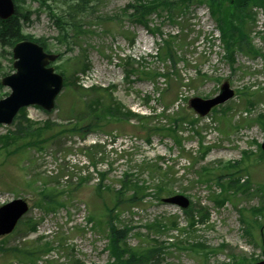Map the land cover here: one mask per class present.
Instances as JSON below:
<instances>
[{
	"label": "rangeland",
	"instance_id": "1",
	"mask_svg": "<svg viewBox=\"0 0 264 264\" xmlns=\"http://www.w3.org/2000/svg\"><path fill=\"white\" fill-rule=\"evenodd\" d=\"M66 1L46 0L53 12L65 16ZM130 1L94 0L93 9L76 16L85 32L70 28V50H67L65 43L55 39L59 28L48 8L39 1L19 0L24 10L32 12L31 21L23 24V32L44 38L51 52L64 53L61 59L51 63L55 69L70 59L56 71H64L76 87H63L52 111L36 105L23 108L10 125L0 124V136L16 132L22 114L32 123L51 121L65 125L88 120V109L83 104L99 96L98 92L94 94L86 89L91 85L108 88L107 92L125 110L146 117V131L139 118L131 116L107 123L103 130L85 136L63 134L43 149L18 147L22 139L6 147L0 143V206L16 198L26 200L29 205L12 233L0 236V245L6 249L49 245L46 250L36 245L42 254L32 261L17 259L9 250L0 249V264L112 263L104 207L112 206L113 196L108 192L96 195L99 173L106 174L103 184L114 189L119 188L124 174L144 180L152 193L154 185L168 181L167 187L174 192L170 195L182 194L192 202L191 212L197 221L192 228L190 217L183 209L154 196L146 198L143 205L120 206L115 225L120 229L130 228L127 246H157L156 240L164 247L147 264H232L240 258L246 259L244 264H252L253 260L264 259V209L254 217L247 211L264 207V155L259 152L264 138V56L261 55L264 16L258 20L256 6H252L253 20H247L245 25L251 45L260 54H252L245 45L233 47L235 61L230 63L217 22L206 3H192L176 22L162 20L167 14L163 10L160 15L150 16L151 26L158 25L162 33L152 35L126 16L116 19L115 15L121 16L120 10ZM169 34L175 37L179 56L175 66L156 54L162 46L161 38ZM83 56L90 65L85 72L78 70ZM142 70L168 71L170 75L146 77ZM14 71L12 47L0 44V79ZM224 82L234 91L233 97L207 115L175 126L173 135H177L180 144L168 130H154L159 126L173 127L170 117H176L179 112L195 117L188 100L213 97ZM9 92L0 83V99ZM107 92H102V96ZM147 128L151 129L149 141ZM98 140L103 143L92 144ZM201 145L209 148L204 157H201ZM241 160L239 171H235L248 188L235 190L234 198L217 206L213 196L221 193V189L214 182L202 180L203 170L207 168L223 175V163ZM155 165L162 170L148 169ZM45 186L62 189L65 203L53 210L38 205L40 190ZM202 207L209 213L205 222H199L204 213ZM242 208L244 215L253 219L249 234L240 220ZM89 216L94 220L90 221ZM170 219H174L177 227H167ZM30 220L36 223L35 231L29 227ZM156 221L166 228L161 231L149 228ZM195 243H203L207 255L188 249Z\"/></svg>",
	"mask_w": 264,
	"mask_h": 264
},
{
	"label": "trees",
	"instance_id": "2",
	"mask_svg": "<svg viewBox=\"0 0 264 264\" xmlns=\"http://www.w3.org/2000/svg\"><path fill=\"white\" fill-rule=\"evenodd\" d=\"M15 3V13L8 19H0V44L2 46L13 47L14 44L23 39L33 40L41 44L44 49L50 51L47 47L46 40L44 38H34L32 35L25 34L23 32V24L31 21V10L23 9V6L19 3V0H13ZM39 1L41 5H44L50 11L51 17L53 18L54 24L59 28V35L55 36V39L58 43H65L67 50H70L69 46V30L70 28H75L79 32H85L82 30V27L79 24V19H76L77 15L84 14L90 9H93L94 0H67L66 4V16L59 15L56 12H53L52 7L46 2V0H34ZM192 3H206L209 7L211 15L217 22V26L220 32V38L223 41V45L226 49V58L230 63L235 61L233 54V47L242 48L245 47L251 50L252 54H258V51L253 48L248 37L245 25L247 20H253V15L251 12L252 6H259L264 4V0H131L127 3L121 10V16L115 15L116 19H120L122 16H126L135 24L144 26L148 32L153 34H160V27L156 24L151 26L150 16L160 15V11H166V16L162 20H168L171 22H176L179 18L185 14L186 10L189 9V6ZM131 41L134 39L131 38ZM162 46L159 48L160 51L156 53L159 59H167L170 61L172 66L178 61V54L175 50V37L174 35L169 34L167 38H161ZM235 48V49H236ZM243 50V49H242ZM158 51V50H157ZM58 59H61L64 53H58ZM83 61L80 62L78 70L85 72L90 68L86 56H83ZM70 59H66L62 62V65H56V69H59L61 66L67 64ZM64 63V64H63ZM130 63V62H129ZM63 75L64 82L63 86H73L76 87L74 80H70L67 77L64 71H60ZM129 72L127 71V77ZM141 74L146 77L152 76H163L169 77L170 73H156L150 72L147 70H142ZM78 88V87H77ZM80 89V88H79ZM89 91L94 94L99 93V96L94 97L89 103H84L83 106L88 109L86 116L88 120L83 119L82 121H76L73 124L59 125L51 121H45L43 123H32L30 120L25 118V115L22 114V121L19 123L17 131L11 132L7 135L0 136L1 146H8L9 144L18 143L19 139H22V143L18 144V147L25 148L27 146H34L37 149H43L44 146L51 140L55 139L58 136H61L66 133H71L72 135L78 134L85 136L90 132L97 130H103V128L110 122H118L122 119H129L131 116H137L139 118L140 125H143V131L145 130L146 117L132 113L129 110H125L123 105L116 101L113 95L108 91V88H100L97 86H92ZM102 92L106 93V96H102ZM102 96V97H101ZM23 110V109H21ZM20 110V111H21ZM192 115L185 114V112H179L175 116L170 117V121L173 127H154L156 131H165L176 134L175 126L179 123H183L186 120L195 119ZM192 122V121H191ZM150 128H147L146 140L149 141L150 138ZM146 131V130H145ZM174 136V135H173ZM175 137V142L180 144L181 141ZM201 157H204L209 148H205L201 145ZM16 148L15 150H17ZM261 155L264 153L259 149ZM246 155V151H244ZM250 154V153H249ZM249 156V155H248ZM262 157V156H261ZM242 163L240 161L236 162H227L223 163L221 170L225 171V174H220L216 171H207V168L203 170L204 173L202 180L204 182H214L216 185H219L221 193H218L213 196V201L217 206H222L227 200L235 197V193L239 191H244L248 188L247 183H241V177L237 175L236 171H239L238 165ZM149 167L148 169L152 172L156 170L161 171L162 168L158 165ZM244 168V167H243ZM236 169V171H235ZM100 179L99 183L95 186L96 195L101 194L102 192H108L111 194L113 199V204L111 207L105 205L106 209V224L108 229V251L113 257V261L110 264H147L152 259H155L162 250L163 245L157 243V246H148L145 248H132L127 246V234L130 230L128 227L117 228L115 221L117 218V212L120 210L121 205H128L129 207L143 205L146 198L151 196L156 197L159 201L163 196H168L174 193L170 188L167 187V182H163L160 185H154V192L150 190V186L145 183L144 180L139 178H133L128 174H124L119 180L120 186L118 189L113 187L105 186L103 180L105 179V173H99ZM226 177V178H225ZM227 179L226 181H223ZM248 182V181H247ZM234 190V191H233ZM70 193V192H69ZM64 191L50 188L45 186L40 190L41 199L37 202L38 205L46 209L53 210L58 206H61L65 203L62 199ZM70 196V195H69ZM71 197V196H70ZM45 206H43V204ZM192 209V202L188 208L184 209L185 213L189 215L190 222L189 227H193L197 222L194 219ZM264 207L260 208H248L247 211L251 212V215L254 217L255 214L262 212ZM202 211L204 213L201 216L199 222H205L209 218V213L205 210V207ZM244 209L240 210V220L243 225H245V232L249 234L251 228V221L253 219H248L244 215ZM97 216V215H96ZM99 217V216H98ZM101 218V217H100ZM90 221H93L94 218L89 216ZM255 220V219H254ZM102 221V220H100ZM105 223V221H103ZM168 228L177 227V223L174 219H170L167 222ZM262 223L259 224L261 227ZM29 227L35 231L36 223L32 220L29 221ZM149 228H154L156 231H161L166 228V225L161 221H156L155 223L149 224ZM251 236V234H250ZM34 246L29 248L25 246L21 247H9L6 249L0 245V249H3L4 252L10 251L12 255L17 259L24 260H35L39 255L42 254L41 249L37 248L36 245L43 247L45 250L49 247L47 243L42 244H33ZM36 247V248H34ZM192 252L202 251L204 255H207L208 251L205 250L207 247L203 243H195L188 246ZM187 248V247H183ZM245 258H240L234 260L233 264H244ZM253 260L252 263H254Z\"/></svg>",
	"mask_w": 264,
	"mask_h": 264
},
{
	"label": "water",
	"instance_id": "3",
	"mask_svg": "<svg viewBox=\"0 0 264 264\" xmlns=\"http://www.w3.org/2000/svg\"><path fill=\"white\" fill-rule=\"evenodd\" d=\"M15 11L13 0H0V18L7 19ZM15 72L2 77L1 84L10 89L5 98L0 99V124H10L21 107L37 105L46 111L54 108L55 98L63 86V78L49 65L57 58L47 53L33 41L21 40L12 48ZM234 91L224 82L215 97L202 99L194 97L189 106L200 116L206 115L214 106L230 99ZM264 151V140L261 144ZM163 202L186 208L189 200L180 194L162 199ZM28 210L23 199H14L0 206V235L10 233L18 220ZM264 264V260L256 263Z\"/></svg>",
	"mask_w": 264,
	"mask_h": 264
}]
</instances>
